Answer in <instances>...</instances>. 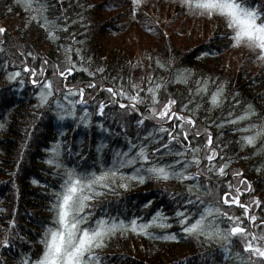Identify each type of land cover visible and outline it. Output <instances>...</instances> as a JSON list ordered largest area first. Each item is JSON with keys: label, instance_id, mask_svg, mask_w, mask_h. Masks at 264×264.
I'll return each instance as SVG.
<instances>
[{"label": "trees", "instance_id": "1", "mask_svg": "<svg viewBox=\"0 0 264 264\" xmlns=\"http://www.w3.org/2000/svg\"><path fill=\"white\" fill-rule=\"evenodd\" d=\"M43 2L46 9L37 19L32 13L38 8L26 7L25 0H0L5 29L0 32V264H23L42 253L66 168L99 173L118 164V154H135L141 144L153 158L125 162L118 171L144 176L143 182L126 175L123 187L119 177H109L110 187L89 201L94 207L87 210L92 221L106 215L130 224L135 218L137 225H147L149 235L117 228L94 249L101 264H264V257L245 250L240 234L225 239L184 232L187 222L181 224L176 215L184 209L190 222L205 207H219L237 216L241 226L264 234V132L259 131L264 128V57L259 50L233 44L223 16L196 14L182 0ZM250 3L264 12V0ZM67 67L73 71L59 76ZM44 80L52 81V93L41 104ZM65 85L83 88L84 103ZM149 88L157 93L155 104ZM218 88L214 104L211 96ZM121 90L129 95H120ZM131 95L141 97L134 108ZM169 99L175 101L170 110L192 116L194 124L183 122L181 128L178 117H156L152 108ZM249 106L251 116L233 119ZM68 111L74 115L61 118ZM253 133H258L255 143H246L243 138ZM164 144L167 149L160 147ZM52 148L59 149L61 167L48 162ZM153 148L158 151L152 153ZM211 148L216 153L209 161ZM154 163L199 175L159 178L148 172ZM225 193L241 203H226ZM243 204L250 205L256 220L243 215ZM157 212L159 222L148 224ZM212 215L222 229L234 223Z\"/></svg>", "mask_w": 264, "mask_h": 264}, {"label": "snow or ice", "instance_id": "2", "mask_svg": "<svg viewBox=\"0 0 264 264\" xmlns=\"http://www.w3.org/2000/svg\"><path fill=\"white\" fill-rule=\"evenodd\" d=\"M135 2V0H134ZM182 2L188 7L190 11H193L196 14H203L207 16H213L214 14H219L223 16L226 20L227 26L232 30L233 44L239 45L241 43L246 44L249 48L258 49L259 56L264 57V12L258 10L257 7L251 6L250 0H182ZM26 7L35 6L38 8V12H33L32 15L37 19L41 18V14L46 9V4L43 0H25ZM48 21L45 19V26H47ZM64 25L63 27H66ZM5 31L3 27H0V32ZM163 67V65H161ZM25 70H31L33 75H35L34 69H29L27 64L24 65ZM73 71L72 67H67L63 71H59V76L63 77L67 73ZM43 72V69L41 70ZM19 73L17 72L16 75ZM14 79L15 76H10ZM177 78H181L179 75ZM33 84H37L38 81L35 79L32 81ZM44 87L41 89V92L38 93L40 97V103H44L47 100V97L52 93V81L44 80ZM95 86V81L92 82V85ZM65 87H69L65 85ZM101 88L105 87L103 84L100 85ZM133 87H136L133 85ZM156 88H159L160 85H155ZM201 88L206 90V83L201 84ZM69 91L79 92L81 94L80 103H84L83 100V88H71ZM110 92H115L113 89L109 88ZM148 91L151 93V103L155 104L158 97L157 93L149 88ZM222 91V88H218L216 92L212 93L211 100L212 102H219V94ZM120 95L128 96L129 94L121 90ZM130 100L133 101L132 107H135V102L141 100V97L138 95H131ZM67 99V97H65ZM175 103L174 100L169 99L162 107L157 108L153 107L152 112L157 117L172 119L173 117H178L181 121L180 127L183 128V122L188 121L190 124H194L192 116H183L180 113L172 112L169 115V110L171 106ZM123 106V104H122ZM100 110L104 109V103L101 102L99 105ZM254 109H251L241 113L240 116L234 117V120H242L252 115ZM87 112V109H85ZM66 115H74V112L68 111L63 112L62 117ZM88 121H84L87 123ZM3 125L0 124V127ZM245 127H255V125H246ZM264 132V128L259 130ZM189 130L186 129L183 132L185 138L188 137ZM200 133L197 132L196 135ZM258 133H253L245 136L243 139L248 144L255 143V138ZM179 135V134H178ZM208 144L211 145V133L208 134ZM174 139V137L169 134V140ZM59 143V142H58ZM131 143V141H130ZM161 148L167 149V145H161ZM52 156L49 159V163L55 164L57 167H61V162L58 159L59 149L52 148L50 149ZM158 149H151L152 153H156ZM195 152L196 149H193ZM211 153L207 156L209 161L213 160V154L216 153L215 148H211ZM149 150L146 145H139L135 154L123 153L122 155L118 154L119 162L114 163L111 166H108L107 169L97 173L92 172H81L75 168H66L60 189L56 192L55 200L53 202V211L54 216L52 219L55 221V224L49 225L45 228L44 236L42 237V242L44 248L42 253L36 259H25L23 264H101L100 257L94 249L103 247L105 244L106 237L113 234V232L119 227H131L137 232H144L145 235H149L145 231L147 227L146 224L137 225L136 219L134 218L130 224H126L124 221H115L109 216H99L95 221L91 220L92 213L87 209L94 207L89 204V201H92L100 194L102 189L110 187L108 178L111 177L115 180L117 177L120 178L123 187H127V183L124 182V177L128 175L129 178H134L143 182L144 176L131 174H124L118 171V167L122 166L123 163L127 162L130 164H135L137 160L148 161L153 157L150 156ZM117 158L114 157V160ZM191 160L199 164L200 157L197 155L191 156ZM174 164H177L178 161H173ZM143 167V166H141ZM225 165H220L219 170L223 172ZM148 172L156 175L159 178L167 179L170 175H178L179 178H184L185 176L199 175V171L196 173L185 172L183 169H179L178 172L173 173L172 169L167 164L154 163L148 165ZM237 192L241 190L236 189ZM224 200L226 203L240 204L241 201L239 197H234L229 199V193L224 194ZM258 202V201H257ZM150 203V202H149ZM244 212L243 215L248 216L250 220H256L255 215H251L248 211L250 208L249 204L242 205ZM218 213L220 216L227 217L230 221L234 222L230 225L228 229H222L219 226L218 217L212 215V212ZM180 217V223L187 226L183 228L184 232H206L209 236L219 235L228 238L229 235L235 236L236 234H243L244 236H250L251 239L246 240L244 243L245 250H250L254 255L259 257H264V234L257 235L256 233H249L239 221V218L235 215H229L228 212L224 211L219 207H205L203 212L198 216L194 217L192 221L188 222V213L184 209H179L176 213ZM161 214H157L153 217L152 220H149L148 224H153L159 222ZM168 238H176L170 236ZM4 245L9 244V240L5 238L3 240Z\"/></svg>", "mask_w": 264, "mask_h": 264}, {"label": "rangeland", "instance_id": "3", "mask_svg": "<svg viewBox=\"0 0 264 264\" xmlns=\"http://www.w3.org/2000/svg\"><path fill=\"white\" fill-rule=\"evenodd\" d=\"M173 111H171V110H169V115H171V113H172ZM157 117V116H156ZM158 118H161V117H158ZM184 122H188V121H184ZM191 125V124H190ZM249 211V210H248ZM248 217V216H247ZM247 222L248 223H250V220L249 219H247ZM249 233H253V230H252V228L251 227H249V230L246 228V227H244ZM240 236H242V238H243V244L246 242V240H248V239H251L249 236H244L243 234H240Z\"/></svg>", "mask_w": 264, "mask_h": 264}]
</instances>
